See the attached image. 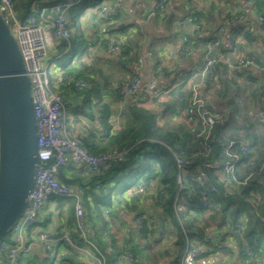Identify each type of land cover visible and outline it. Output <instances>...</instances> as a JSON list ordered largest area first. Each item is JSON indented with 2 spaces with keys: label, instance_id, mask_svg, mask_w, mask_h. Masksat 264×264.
Here are the masks:
<instances>
[{
  "label": "crops",
  "instance_id": "1",
  "mask_svg": "<svg viewBox=\"0 0 264 264\" xmlns=\"http://www.w3.org/2000/svg\"><path fill=\"white\" fill-rule=\"evenodd\" d=\"M112 2H118L122 6L114 25L102 20L95 7L84 12L74 30L77 51L70 60L68 69H78L82 63L89 66V74L82 77L89 81L87 87L78 91L64 87L62 78L67 74L64 69L67 61L65 56L69 51H62L59 40H55L51 50V86L52 89L58 90L68 103L63 121L71 139L77 141L92 135L95 139H100L106 136L104 130L110 129L114 134L121 129L128 105L122 106L121 96L118 99L111 89H117L130 82L133 75H138L144 86L155 80L159 88L168 90L169 94L164 101L169 103L172 99L170 93L176 92L181 86L179 79L184 73L185 77L192 78L187 86H183L184 92L189 94L193 85L201 79L198 70L206 59L212 55H220L224 65L229 67V75L232 74V78L239 81L240 89H245V92L249 89L248 96L257 85L264 86V68L259 67L256 62V59H259L264 63V28L261 29L258 20L260 16L264 18V0H171L163 10L154 15L150 13L158 0ZM111 36L131 45L128 58L120 60L117 54L111 51ZM210 36L209 43L195 41V38L202 40ZM185 37L188 42L184 41ZM215 41H219L220 45L214 46ZM221 45L228 48V52L222 53L219 50ZM186 46L189 47V52L183 54L182 49ZM139 57L144 59L141 64L138 63ZM253 59L258 66L243 64ZM240 71H243L245 76L235 75ZM251 76L255 77L256 81ZM139 102L149 108H156L154 100L145 93L139 95ZM103 118H106V121ZM111 171L80 178L73 175L67 166L61 171L60 177L61 181L73 185L80 195V203L88 211V215L90 214V220L95 227L105 225L107 231L103 239L108 245L104 257L110 264H171L172 257H166L158 263L149 259L143 251L137 257L130 251L129 243L132 240L138 249L148 248L147 242L135 235L139 230L135 226L136 214L143 212L158 221L163 218L161 209L149 197L150 193L137 191L139 201L131 200L132 192L124 197L113 194L112 208H103L104 214L106 211L109 214L102 219L94 212L95 203L98 201L95 194L100 193L101 181L110 177ZM69 217L67 213L60 216L57 202L51 199L46 203L39 223L47 222V232L72 234L68 226ZM36 229L35 227L31 231L34 233L32 237H37L40 233L39 229ZM208 230L219 235L220 246L205 244L202 241L203 235L193 239L195 242L200 241L206 252L203 257L184 264H264V243H259L256 235L252 237L256 248L249 246L252 249V255L249 256L246 252L249 248L247 243L250 241L244 234L240 235L235 231L229 234V228L217 229L212 223ZM107 232L111 235L108 236ZM174 240V237L165 240L167 251L172 248ZM63 251L59 253L60 258L65 254ZM44 254L41 253L42 257ZM129 254L132 255L133 261L128 259ZM82 259L86 264H93L84 256ZM3 260L4 257H0V263ZM59 264L62 263L59 261Z\"/></svg>",
  "mask_w": 264,
  "mask_h": 264
},
{
  "label": "trees",
  "instance_id": "2",
  "mask_svg": "<svg viewBox=\"0 0 264 264\" xmlns=\"http://www.w3.org/2000/svg\"><path fill=\"white\" fill-rule=\"evenodd\" d=\"M12 1L15 11L21 20H26L30 15L38 13L39 8L41 10L45 6L73 4L68 10V26L72 31V40L69 52L65 56V59H67L64 65L67 73L65 75L72 79L87 81V79L82 77L89 74L91 70L89 66L82 63L78 69H68L70 60L77 51L75 45L76 31L74 30L77 28L79 18L84 12L89 8L98 7L102 0H80L79 2L76 0ZM195 41H203L204 44L209 43L211 36L204 37L202 40L195 38ZM59 45L62 51H66L69 46L64 40H60ZM131 49V45L123 42L116 53L117 58H120V60L128 58ZM186 49L187 52L183 54L189 52L188 46H186ZM219 50L222 53L228 52V48L222 47V45ZM256 62L259 67L264 68V63L261 60L256 59ZM217 69L216 72L208 74L203 79L205 91L209 94L215 92L216 98L226 100L225 105L231 108L234 101L229 93L233 88L240 89L239 81L230 78V70L227 65L221 64ZM185 75L186 73L179 79L181 86L177 91L170 93L172 99L169 103L168 101L165 102V109H161L160 104L155 100L153 103L156 106L155 109L149 108L141 102L129 104L125 121L118 132L113 134L110 133L109 129V133L100 139H95L92 135L77 140L83 148L93 155L115 152L125 154L119 163L111 164L103 170L102 173L107 170L112 171L110 177L101 181L100 193L98 195L95 194L98 201L95 203L94 212L103 219L105 216L104 209L112 208L111 198L113 194L124 197L127 193L132 192L133 197L131 200L139 201V196L136 194L137 191L150 193L149 197L161 209L160 213L163 218L158 221L146 213L138 212L136 218H140L143 221V226L135 232V235L144 239L148 244L146 246L148 248L138 249L139 247L135 245L133 240L129 243V247L135 257L143 251L145 255H148L149 259L151 258L158 263L166 257H172L171 264H181L187 249L186 239L193 240L201 237L211 228V223L215 224L217 229L229 228L230 232L228 233L230 234L231 231L236 232L238 225L244 220L246 225V233L244 232V235L250 241V244L247 243V247L255 246L252 241L253 235L257 236L259 243H262V241L264 243V126L258 127L250 122H246L243 126L235 123L226 124L222 127L216 126L212 136L207 141L198 139L194 127L192 128L189 123L179 117L182 110L186 109L187 100L191 94V91L186 94L183 90L192 79L189 76L185 77ZM235 75L245 76L243 71L235 73ZM251 78L256 81L255 77L251 76ZM215 85L220 86V89H214ZM64 87L72 91L80 89L74 86L64 85ZM121 88L111 89L113 94L116 97L118 96V99L120 98ZM250 95L254 106H258L259 110L264 111V86L257 85L252 89ZM180 98L184 100L182 103ZM234 109V113L237 116L238 109L236 107ZM104 121H106V118ZM258 128L261 129L256 130ZM221 138L226 142L233 141L236 148L247 139L252 150L249 155H241L237 178L243 181L252 173H254L253 176L248 179L245 185H242L239 190L228 197L223 196L225 184L221 181L216 171L203 168L204 164L227 161L228 157L225 148L218 141ZM176 154H182L187 165L182 187L177 184ZM199 173L201 175L204 174V180L199 177ZM141 182H146L149 190H141ZM213 185L217 186L218 193L210 192ZM203 196L209 197L210 207H204L200 202V198H203ZM52 199L58 204L60 216H64L65 213L68 216L70 215L68 226L72 237L76 242H80V233L76 229L75 197H54ZM84 210L88 226L93 231L91 240L101 254L105 256L106 246L108 245L103 239L107 231H105V225L96 228L90 220V214L88 215V211L85 208ZM46 223L35 225L36 230L39 229L40 233L47 231L45 230ZM33 234L31 232L27 235L29 241L38 237H32ZM63 234L64 232L62 234L56 233L57 236ZM109 235L111 234L108 233ZM172 237L175 240L172 248L167 251L165 240H170ZM62 250H64L63 253L65 252V254L60 258L59 253ZM55 251L57 258L59 257V261L62 264H86L82 259L83 255L72 249L64 241L57 244ZM41 253L45 252L37 249L28 254H23L20 262L21 264H55L54 261L49 260L46 253L44 257H42ZM152 255L155 257L152 258ZM105 262L110 264V261L108 262L106 258Z\"/></svg>",
  "mask_w": 264,
  "mask_h": 264
},
{
  "label": "built area",
  "instance_id": "3",
  "mask_svg": "<svg viewBox=\"0 0 264 264\" xmlns=\"http://www.w3.org/2000/svg\"><path fill=\"white\" fill-rule=\"evenodd\" d=\"M76 1L79 2L80 0ZM170 1L158 0L150 15L163 10ZM72 5V3H69L45 6L41 10L39 8L38 13L30 15L26 20H21L15 11L12 0H0V13L16 39L24 61L25 73L30 82L33 112L37 127L39 159L26 209L6 236L0 240V257L5 259L0 264H21V255L37 249L45 252L50 261L59 264V257L57 258L55 248L62 241L91 260L93 264H106L105 257L91 240L93 231L88 226L86 212L80 203V195L73 185L60 179L61 171L67 166L73 175L80 178L101 175L104 169L111 164L119 163L125 155L117 152L93 155L83 148L78 141L71 139L66 131L63 119L68 103L58 90L52 89L49 69L51 50L54 47L55 40L66 41L69 45L66 50L69 51L70 49L72 31L68 26V10ZM121 8L120 3H114L112 0H102L97 7L99 16L109 25L116 22ZM258 20L261 29H263L264 18L260 16ZM184 41L188 42V38L185 37ZM122 43V40L111 36L109 43L111 51L117 53ZM213 45L219 46L220 42L215 41ZM186 52L187 49L184 47L182 53ZM143 60L142 57H139L138 63L141 64ZM221 64H225V62L220 55H212L200 67L198 75L201 79H204L208 74L216 72ZM243 64L258 66L254 59ZM62 79L63 84L66 86H74L80 89L88 86V81L82 79H72L67 75L63 76ZM197 83L190 89L191 94L187 100V107L182 110L179 117L189 123L192 128L194 127L198 139L207 141L212 136L216 126L222 127L231 121L234 122L235 114L233 113L230 116L231 120H229L225 113L212 111L208 105L205 89ZM141 93H145L158 102L161 109L166 108V100L164 101V99H167L169 91L159 88L155 80L144 86L138 75L133 76L129 83L122 86L120 90L122 106L137 103ZM183 101L180 98V102ZM239 101L241 104L242 100L239 99ZM240 107L244 108L242 104L236 108L244 113L248 122L260 127L264 126V111L253 108H246L244 111ZM104 133L107 135L109 131L104 130ZM218 141L225 148L227 161L204 164L203 168L216 171L225 184L223 196L228 197L239 190L242 185H245L248 179L253 176L254 173L243 181L237 178L241 155H249L252 150L247 139L239 144L237 148L234 146L233 141L226 142L222 138ZM175 157L178 168L177 184L182 187L187 165L182 154H176ZM198 175L203 180L205 179L204 174L199 173ZM140 189L149 190V187L146 182H141ZM210 192L218 193L217 186H211ZM68 196L76 199L74 210L76 229L80 233V242H76L72 234L68 232L57 236L56 233L47 231L39 233L37 238L29 241L27 235L40 222L46 203L54 197ZM200 202L204 207L211 206L208 196L200 198ZM135 226L137 229H141L143 221L136 218ZM245 228V221L242 220L236 232L243 235ZM202 241L211 246H220L219 235L212 230H208L203 234ZM186 244L187 249L181 261L182 264L204 256L206 249L203 248L200 241L195 242L187 238ZM246 254L251 256L252 249L248 248ZM128 259L134 260L130 254Z\"/></svg>",
  "mask_w": 264,
  "mask_h": 264
},
{
  "label": "water",
  "instance_id": "4",
  "mask_svg": "<svg viewBox=\"0 0 264 264\" xmlns=\"http://www.w3.org/2000/svg\"><path fill=\"white\" fill-rule=\"evenodd\" d=\"M38 163L30 82L16 39L0 13V240L26 209Z\"/></svg>",
  "mask_w": 264,
  "mask_h": 264
},
{
  "label": "rangeland",
  "instance_id": "5",
  "mask_svg": "<svg viewBox=\"0 0 264 264\" xmlns=\"http://www.w3.org/2000/svg\"><path fill=\"white\" fill-rule=\"evenodd\" d=\"M241 65H242V63L238 66L240 67ZM229 76H230V78H232V74ZM197 84L199 86H202L204 89H206L205 84L203 82V79H200ZM214 87H215L214 89H220V86H218V85H215ZM248 91H249V89H248ZM247 92H245V89H236V88L231 89L229 94H231V96L233 97V101H234V103L232 104L233 107H231V108L227 107L225 105L226 100H224L222 98H218V97L216 98L215 92H211L210 94L206 93V96H207L206 98L208 99V105H209V107H211L212 111L223 112V113H225V115L227 117H229V120H231L230 116H232V114L234 113V110H235L234 108L239 107L241 104H242V106H244V108L240 107L241 110H244L246 108H248V109L253 108V109L257 110L259 108L258 106L257 107L254 106V104L251 101V95L248 96ZM239 99L242 100L241 104H240ZM217 101H219V102H217ZM237 101H238V103H237ZM237 111H238L237 116L235 115L234 122L231 121V124L235 123L237 125L243 126V125H245L246 122H248V120L245 118L244 113L240 112L239 110H237ZM234 114H236V113H234ZM260 129L261 128H258L256 130H260ZM106 214H109V213H107V211H106ZM106 214H105V216H106Z\"/></svg>",
  "mask_w": 264,
  "mask_h": 264
}]
</instances>
